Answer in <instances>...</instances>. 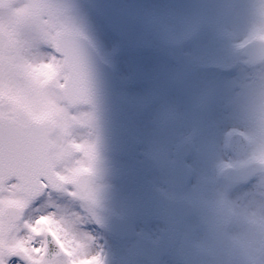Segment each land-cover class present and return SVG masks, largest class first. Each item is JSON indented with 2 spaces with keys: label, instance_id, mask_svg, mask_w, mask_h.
I'll use <instances>...</instances> for the list:
<instances>
[{
  "label": "flooded vegetation",
  "instance_id": "obj_1",
  "mask_svg": "<svg viewBox=\"0 0 264 264\" xmlns=\"http://www.w3.org/2000/svg\"><path fill=\"white\" fill-rule=\"evenodd\" d=\"M107 1L117 8L122 7V4L119 5L122 0ZM79 11L90 15L78 18ZM20 22L24 26L25 37L21 40L19 36L22 44L20 50L13 44L15 47L13 54L20 53L24 59V66H20L18 71L16 61L13 60L3 73L7 74L6 81H12L15 77V80L24 78V82H38V86L44 89V95L37 96L39 100L35 103L28 101L25 106L16 103L0 107V116L13 118L22 124L37 120L49 122L54 126L53 132L49 135L50 159L54 171L60 177V183L50 185L40 176L37 182L28 188V194L43 190L40 181L46 180L47 191L43 194L47 198L43 207L59 208L66 221V227L59 228L47 218H42L39 227L33 229L37 233L48 232L53 241L60 246V252H54L49 257L47 252L49 245L46 240L41 249L26 246L27 239L17 238L18 223L23 220L27 224L42 209H29L26 200L14 196L11 191L8 197L0 196V260L3 261L6 254L23 253L33 260V264H62L61 254H70L68 249L73 248V242L80 239L75 226L84 223L83 209L87 204L92 214L103 213V218L110 228L107 233L96 234L103 237L101 240L103 264H145L144 259L135 255L134 247L144 237L151 240L159 238L167 228L165 221L168 220V216L160 214V220H152L146 213L137 211L140 194L136 182L142 183L147 179L158 187L155 172L146 171L145 154L158 148H166L171 152L177 146V140L150 143L144 137L148 126L144 123L145 116L159 115V109H153L155 108L153 102L161 104L162 98L157 92L159 88L154 86L156 93L146 91V85L150 84L137 65L127 63L131 70L134 69L132 75L124 74L123 69L118 71L117 67L115 85L121 105L122 122L131 140V154L104 152L97 142V128L92 109L85 105H70L61 95V85L66 79V72L63 58L53 49L56 34L61 30L81 33L97 47L96 43L99 41L96 34L97 14L83 0H15L0 8V34L2 23L17 26L16 23ZM138 39L140 37L134 35L126 40L132 46L130 51L128 49L124 51L123 44L115 48L117 55L111 53L112 62L114 64L124 62L125 55L130 56L129 60L134 63H145L146 54L139 52L142 40ZM144 46L145 44L142 45V49L151 50V46ZM158 51L159 46L155 47L156 54ZM179 59L182 60V57ZM0 65L2 66L1 62ZM83 177L88 179L83 180ZM190 184L182 186L175 182L167 186L166 190L174 192L178 198L188 191ZM69 187H72V193H69ZM141 209L144 210L145 205ZM14 210H18L16 212L19 215L15 214ZM189 225L188 217L181 221L177 245L161 260L163 258L172 260L176 257L179 241L190 232ZM33 253L38 255L33 256Z\"/></svg>",
  "mask_w": 264,
  "mask_h": 264
},
{
  "label": "clouds",
  "instance_id": "obj_2",
  "mask_svg": "<svg viewBox=\"0 0 264 264\" xmlns=\"http://www.w3.org/2000/svg\"><path fill=\"white\" fill-rule=\"evenodd\" d=\"M240 92V88H235L233 98ZM203 111H206L204 122L187 127L177 140V145L188 143L184 152L191 184L179 196L190 221V232L182 241L187 252L179 255L175 264H264V156L254 153L250 142L252 127L240 115L242 105L215 94ZM230 113H234L231 129L240 131L234 132L228 143L218 144V155L212 158L197 146L211 143L214 123L228 118ZM221 159L228 161L224 171L219 164ZM241 172L257 176L252 187L242 191L230 187V178ZM162 195L177 198L167 190ZM225 200L232 207L227 222L221 225ZM83 211L84 223L103 218V213L92 214L87 204ZM160 264H169V259L163 258Z\"/></svg>",
  "mask_w": 264,
  "mask_h": 264
},
{
  "label": "rangeland",
  "instance_id": "obj_3",
  "mask_svg": "<svg viewBox=\"0 0 264 264\" xmlns=\"http://www.w3.org/2000/svg\"><path fill=\"white\" fill-rule=\"evenodd\" d=\"M128 1L129 0H125V3L128 4ZM192 1L193 0H139V4H136L135 9L139 11V19L142 21L140 29L144 35L143 38L146 40L148 38L147 34L153 32L156 33L159 38L161 22L158 21L161 20H157L156 17H162L164 13L168 12L171 18V22L169 21V28L171 30L172 27L174 29L186 28L183 32L189 30L190 34L186 37L191 41V44H187V46L184 45L183 41L185 35L184 37L180 36L181 38H177L168 33L169 36L164 35L163 39L165 43L163 42L162 44L164 46L167 45L168 48L173 47L184 54V62L180 66L174 64V60L178 55L169 53V55L173 54L170 65H172V71L178 68V73L176 75L181 74L182 76V74H184L183 76L191 77L193 79L192 88L196 91L205 89L207 93L215 91L216 94H221L230 75L221 72L219 70L220 66L219 68L217 67V70L213 67L197 68L201 60L232 62L237 69L244 70V78L235 84V88H240L241 92L237 97L232 98L231 103L242 105L240 115L242 118L246 119L252 127L250 142L254 153L258 156H264V65L256 70L255 78H250L251 74L254 76V71L251 69L249 71L241 60L242 47L252 39L264 37V3H259L258 0H202L201 5L195 1L190 6ZM199 5L201 9L205 10L203 19L201 18L202 15L200 16L199 13ZM131 8L134 9L133 6ZM148 13L153 14L155 17L150 18ZM89 15L90 14L87 12H78V18ZM16 24L17 26L14 24L2 23L1 27L4 33L3 35L0 34V48L7 40L12 41L17 49H21L22 44L19 36H21V40L22 37H25V32L23 31L24 26L21 22ZM187 24L191 25V27H187ZM204 32L208 33V39L204 43H201L198 38ZM97 33L100 37L111 38L99 20L97 21ZM166 38L167 40H165ZM159 39L161 41V38ZM114 47L115 45L112 49H114ZM13 58V56H5L0 49V62L2 65H6V63L11 65ZM194 67V71L191 70ZM170 75L172 74L168 73L160 77L164 78ZM38 84L39 83H35L34 81H29L27 83L29 88L24 91L29 95L30 99L44 95L43 87L38 86ZM162 84L163 83H161V85ZM4 87L5 83L0 81V92L5 97V100L2 101V106L10 100V94ZM196 98L199 97L197 96ZM180 103L186 107V110L189 111L190 114L186 115L187 120H185L184 112H179V114L175 115L177 119L176 124L169 130L161 126L159 129L160 131L163 129V131L160 132L163 138L169 136L170 130H173L180 137L189 125L204 122L206 111H202L199 108L190 110V107L187 108L188 103L186 101H180ZM193 114H196L198 118H195ZM191 119H193L192 122ZM187 124L189 125L186 128L181 127V125ZM232 130L234 129H230V132ZM147 137H152L150 132L146 133V138ZM226 141H228L227 137L225 138V143ZM219 164L221 171H224L226 170L228 161L226 159H221ZM255 178H257V176ZM242 186L243 185L237 188L242 191ZM231 207L227 206L229 212ZM229 212H227L228 217ZM184 253L181 252L178 256ZM171 264H175V260H173Z\"/></svg>",
  "mask_w": 264,
  "mask_h": 264
},
{
  "label": "snow or ice",
  "instance_id": "obj_4",
  "mask_svg": "<svg viewBox=\"0 0 264 264\" xmlns=\"http://www.w3.org/2000/svg\"><path fill=\"white\" fill-rule=\"evenodd\" d=\"M111 66L103 69L102 76L110 75L115 72V65L112 62L113 55L111 52L108 55ZM202 67H213L217 70V66H221L219 70L223 73H228L229 78L222 91L223 97L231 102L235 84L244 78V70L237 69L232 62H215L209 60L199 61ZM215 91L211 93H202L199 97L198 107L200 110L207 108L208 103ZM175 119V114H171ZM234 113H230L228 118L217 120L212 128L213 141L208 144H203L199 149L205 152L208 156L216 158L218 155V144H222L225 141L226 136L230 134V120L233 118ZM188 146L187 141L185 144L177 145L171 152L166 148H158L147 154V159L151 161L153 165L152 171L155 172V179L158 182L157 190L162 194L165 192L166 187L174 184L177 180V173L180 166L183 164V160L179 158V154L185 151ZM23 146L14 139L11 128L5 123L0 124V183L3 185V190L0 191V196L8 197L10 191L14 196L24 198L27 202L29 209L38 210L37 214L25 224L21 220L18 225V239H27L26 246L31 248L44 247V241L48 242L49 247L47 252L49 257L52 254L60 252V246L57 245L52 236L48 232H35L33 229L39 227V221L42 218H47L54 225L59 228L66 227V221L63 218L59 208L47 207L44 208L46 196L43 194L47 191V181L41 179L40 183L44 185V189L34 192L31 195L24 191L25 186V167L23 162ZM256 178L249 180L247 184L242 187L244 189L252 187ZM69 193H72V187L68 188ZM81 210V209H78ZM82 211V210H81ZM75 231L79 235L78 242H73V248L68 249L70 254H61L64 259L62 264H103L102 259V236H97V233H107L110 231L109 225L104 218L96 217L92 223H83L75 226ZM95 249V251H93ZM38 254L33 253V256ZM5 264H33V260L26 257L23 253L6 254L3 257Z\"/></svg>",
  "mask_w": 264,
  "mask_h": 264
},
{
  "label": "water",
  "instance_id": "obj_5",
  "mask_svg": "<svg viewBox=\"0 0 264 264\" xmlns=\"http://www.w3.org/2000/svg\"><path fill=\"white\" fill-rule=\"evenodd\" d=\"M91 3L108 25L112 27L110 25L111 9L100 0H91ZM83 45V53L88 55H77L74 51L68 50L66 45L62 44L60 46L61 52L65 54L66 68L71 77L65 84L70 86V90L64 92L65 97L70 102H85L92 105L97 116L99 141L102 147L122 151L126 133L122 130L118 121V106L114 94L112 74L101 78L103 69L108 66L99 59L95 51L91 50L86 43ZM263 49V42H254L247 48L245 54L248 56L249 61H255L263 57ZM11 125L14 139L18 142L21 140V135L25 139H29L28 137L32 135V132L37 133L39 131L36 124L33 123L29 127L20 126L15 122ZM34 141L32 143H36L37 139ZM251 174L241 172L231 178L247 179Z\"/></svg>",
  "mask_w": 264,
  "mask_h": 264
}]
</instances>
